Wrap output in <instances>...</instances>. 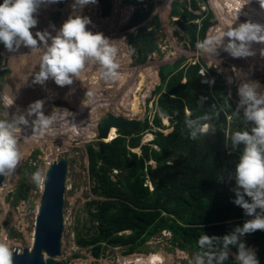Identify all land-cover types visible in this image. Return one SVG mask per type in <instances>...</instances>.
Returning <instances> with one entry per match:
<instances>
[{"label":"rangeland","instance_id":"rangeland-1","mask_svg":"<svg viewBox=\"0 0 264 264\" xmlns=\"http://www.w3.org/2000/svg\"><path fill=\"white\" fill-rule=\"evenodd\" d=\"M173 1L174 0H157L153 14H157L160 17L159 28H157V24L152 17L147 18L141 23V25H144L145 23L150 22L147 24L149 25V29H156V32L152 37V42L155 45L152 51L147 54L143 45L138 44V47L134 48L129 40H127L128 34L134 32L138 28V26L129 27L131 17L136 9L135 5H132L134 10L131 9V15L125 22L123 19L127 4L124 5V3H122L125 7L122 6L117 8L119 14H112L114 6L113 0H111L112 7L107 14L103 11L104 4L100 3L99 0H97L96 4L83 6L86 7V9H84L85 12L83 17H87L91 20V23L87 25L86 28L93 34L92 24H97L106 33L118 35L125 41V51L121 59L125 58L127 61L126 65L128 66L121 67L123 69L119 70L120 72H123L122 77H126L131 71H133L132 77H138L140 72L146 68V66L155 67L159 74V69L162 65L165 66L171 63H176L179 60H181V64H189L191 62L202 60L206 67L212 66L225 73V90L229 97H231L236 104L242 106L245 111H247L252 102L242 103L244 99L240 93L242 83L249 82L253 79L254 83H260V88L256 90L255 94L257 99L264 98V43L255 41L250 42L248 50L252 54L250 56L242 57H234L232 53L227 50L230 38L226 35L219 43L211 46L214 48V51L197 47L198 43H204L207 39L212 37L210 34L211 32L218 35L221 25L223 26V32L226 33L229 30L237 29L244 23H250V18L247 20L248 14L246 13L252 14L254 19L258 20L254 21L252 24L262 23L261 26L264 27V8H261L258 1L195 0L199 7L198 9H193L190 6L192 0H179L183 3L185 2L184 4L188 7L187 9L193 11V13L197 15L192 21L197 25L195 31L196 41L194 45L189 40L191 35L189 32L190 30H187V28L183 29V27L177 23L179 17L171 14ZM213 1L215 2L216 9L213 6ZM65 3L74 4L75 0H60L59 3L51 4L53 5V11H60L61 8H64ZM238 3L241 4V7L239 8ZM253 3L254 5L252 6ZM248 4H251V6ZM90 9H92V11ZM94 12H96L97 15L94 14ZM120 12L123 14L120 15ZM210 12L211 14H209ZM252 15L249 16L252 17ZM44 16L47 17L46 15L42 16V14L34 15V18L37 19L38 23L36 27L31 29L34 38H37L38 40L36 48L39 53L34 54L32 51L28 53L31 47L25 46L24 44H21L19 48L14 44L13 50L9 51L4 43L0 46L1 65L3 64L4 59L9 57V64L12 69V73L9 77L4 76L0 72V121L6 120L5 123L14 125V136L17 139V149L20 154V159L18 160L17 165L13 169H8V173L5 176L3 183L0 185V244L6 245L10 252L16 247L19 250H22L24 247L30 245L35 230L37 209L42 191L41 184L48 163L61 156H65L69 160V167L66 174V191L64 195L62 253L58 257L61 264H136L138 258V256H135L136 254L146 256L158 252V254L163 257V264H199L200 260H202L201 254L191 249L183 250L173 246L169 241L171 235H168L169 232L167 231H162L146 241L143 252L141 253L125 254L122 246L112 247L103 243L104 254L101 256H95L92 253L91 246H81L77 242L78 237L93 235L97 225L95 222L91 221L88 211L90 205L88 203L92 199L102 197L95 194L93 191L96 183L89 174V161L86 146L91 143V145L99 149V144L97 142L103 138L98 140V138L94 136L78 139L72 138L73 134L67 135V132H62V128L60 129L61 125L57 124L68 123L69 121V116L63 112L65 110L64 106H68L72 111L74 108L79 109V113H82V110L91 108L94 104L96 105L97 103H100V100H97L102 98L104 105L96 106L94 108L95 112L107 110L117 116L124 117L121 113L123 112L125 115L129 116L128 119H133L135 123L137 122V127H140L142 120L144 123L149 122L150 126L148 125L146 129L143 128L142 131L137 132L141 137V144L144 142H148L147 144L151 143L150 139L154 137L155 131L167 133L172 128L170 127L169 120L166 119L165 116L160 117L163 125L162 128L156 126L153 127L152 125V119L154 118L155 113V101L158 97V92H156L157 90L155 91V88L160 85V79L147 87L146 83L148 81L151 82L153 79H151V77L145 78V83L142 86L138 85L139 87L137 86V89H134V91L139 94L138 101L140 113L137 116L139 117L138 119H134L135 110L129 109L128 107L130 102L125 103L124 107H122L121 105L124 101L120 98L118 101L119 104L117 103L116 97L121 91L118 89V81H120V79L113 80L111 78H103L102 73L106 72L107 69L104 66L101 67L100 65L102 64H98L96 67H91L92 69L89 70L88 74L90 77L96 78L89 79V83L79 85L76 89H80L79 91L81 93L78 94L75 93V90L69 92L71 91L70 89H72L71 84L59 86L51 76L47 81L50 83L54 82V86L59 93L51 94V90L47 93L41 89V84L37 85V88L36 85L31 87L29 84H26V88L25 86L20 85L19 80L21 77L28 78L31 75L35 77L39 73L40 69L38 68H40L41 63L39 59H41L46 53L47 47L51 45L52 39L59 34L60 29L64 24L65 17H62L60 22L56 23L54 27H51V29L48 30V25H53V23L48 22L47 18L45 19ZM205 17L209 18L208 27L212 26L213 28L208 32L207 27L204 32L201 33V30L199 29L202 26L201 21ZM99 18H108V20L105 19L98 22L97 20ZM68 19H66V21ZM42 31L44 33H42ZM37 32L45 34V42L39 41L38 37H36ZM236 43L239 44L240 42L236 41ZM24 47H28L27 51H25ZM26 55L34 61L28 62V58H25ZM114 63L123 64L121 60L119 62L114 61ZM34 64L38 65L36 66V70ZM129 67L131 68L128 69ZM134 67L140 68L132 70ZM115 71L117 72L116 69ZM204 71L205 67H203V72ZM106 86H111V88ZM102 89H105V91ZM150 89H153L152 96L150 94L147 97H150L151 99L146 98L145 100L144 96H146V90ZM41 91H43L44 97L46 98H40L39 95L38 101L43 102L41 111L46 118L52 119L51 124H55L54 126L56 127V130L54 133H49L48 129H43L42 126L37 125V114H30L29 112L30 106L34 102L28 101L18 103L10 95L19 96V94H23L24 97H28V95L30 96V93L36 94ZM89 93H92V95H89ZM81 94L85 95V97H81ZM100 94L104 95L100 97ZM5 96L10 98L12 101L11 104L5 102ZM154 99L155 101L152 102ZM115 103H117V106L119 107H117ZM121 107L122 109H120ZM259 107L264 108V104H261ZM117 108H119V110ZM186 111L189 113V110ZM85 112L86 117L83 118L88 121L91 118L89 114L93 111L92 109H89ZM21 113L27 121V124L31 127L29 132H26V129H24L18 122H14ZM96 114L98 113H95L93 117ZM73 116L72 118H75ZM91 129L94 130V127ZM116 135L117 131L109 140L113 139ZM228 136L229 134L227 132V138ZM109 140L103 139L101 141L107 142ZM130 150L133 152L139 151L138 147L130 148ZM101 151H103V149ZM102 155L101 161L105 162L106 156L104 154ZM36 172H39L41 177L40 180L34 179V173ZM111 175L114 177L113 173H111ZM20 187H22L26 194V198L24 199L20 196ZM244 245L245 248L252 253L257 250L251 242H246ZM228 252L237 260L236 257L238 250H229ZM208 258L209 256H207V259ZM212 262L213 264H220L219 261H215L214 257Z\"/></svg>","mask_w":264,"mask_h":264},{"label":"trees","instance_id":"trees-1","mask_svg":"<svg viewBox=\"0 0 264 264\" xmlns=\"http://www.w3.org/2000/svg\"><path fill=\"white\" fill-rule=\"evenodd\" d=\"M99 2L104 4L103 11L107 14L112 7L111 0ZM122 2L136 6L129 27L138 28L128 34L127 40L134 48L143 45L147 54L155 45L152 37L156 29H149L150 22L141 23L152 17L159 28L160 17L153 14L155 0ZM184 3L174 0L171 14L179 17L177 23L183 29L190 30L189 40L194 45L197 25L192 21L197 15ZM190 6L199 7L195 0ZM213 6L216 9L214 1ZM208 19L205 17L201 21V33L208 27ZM212 28L208 27L207 31ZM220 32H223L222 25ZM210 34L216 36V33ZM203 67L204 72L201 71ZM159 76L161 82L155 90L158 98L153 123L162 128L161 113L168 117L172 130L155 131L149 144H141L136 131L118 130L111 141L97 142L99 149L91 143L86 146L89 174L96 183L93 191L102 198L88 203L91 221L97 224L94 234L78 237L77 242L81 246H91L95 256L104 254L103 243L122 246L125 254L141 253L146 241L165 230L170 233L169 241L173 246L199 252L204 264H208L207 256L219 261V254L225 250L228 256L222 264H240L228 251H237L239 243L246 242L254 244L256 259L264 264V230L244 235L236 233L237 228L256 217L248 215L235 203L237 191L243 192L236 175L246 145L235 143L233 136L236 132L253 134L257 127L255 121L248 120L245 109L229 97L225 90V73L212 66L206 67L202 60L189 64H181L179 60L162 65ZM207 118L218 123L219 140L203 148L199 144V129L206 124ZM143 126L142 120L140 127L134 129L141 130ZM228 127L227 138L225 130ZM107 147L110 150L106 161L102 162L101 150ZM129 147H139L141 153ZM148 179L152 189L145 184ZM19 193L21 198H26L22 187ZM244 199L252 202L246 195ZM256 215H264V210L257 208ZM234 233L238 235L237 244L225 249L223 238ZM202 236L214 239L210 245H201Z\"/></svg>","mask_w":264,"mask_h":264},{"label":"clouds","instance_id":"clouds-1","mask_svg":"<svg viewBox=\"0 0 264 264\" xmlns=\"http://www.w3.org/2000/svg\"><path fill=\"white\" fill-rule=\"evenodd\" d=\"M43 2L44 0H3V3L0 4V41L4 43L8 50H13L14 44L17 48L21 44H24L33 50L36 49L38 40L34 38L31 29L36 27L38 21L34 18L33 14L37 11L38 5ZM47 2L53 4L59 3L60 0H47ZM96 3L97 0H75L72 7L75 9L77 6L83 7ZM258 3L261 8H264V0H258ZM239 7H241L240 3H238ZM90 23L91 20L89 18L76 16L69 18L63 24L59 34L52 39L51 45L47 47L46 53L41 57L40 71L35 76L34 82L43 84L51 76L59 86L72 84V76H79L85 67L86 60L89 59L99 61L107 69L106 72L102 73L103 78L118 79V74L115 71L118 65L114 63L117 49L110 46L108 40L102 34H93L88 31L86 26ZM225 35L231 41L227 45V50L234 57L251 55L252 53L248 50L250 42L264 43V27L258 24L244 23L237 29L229 30L226 33L220 32L218 35L207 39L204 43H198L197 47L214 51V48L211 46L219 43ZM36 37H38L39 41L45 42V34L37 32ZM236 41L240 43L237 44ZM201 71L203 72V69ZM240 93L244 98L242 103L252 102L245 112V116L248 120L255 121L257 125L251 135L248 132H236L233 136L235 143L243 142L246 145L237 166L236 175L237 183L243 189V192L237 191L235 203L242 206L248 215H255L256 217L246 222L242 228L236 229V233L244 235L253 233L256 230H264V215H256L257 208L264 210V108L259 107L261 104H264V98L257 99L253 89L247 85L241 88ZM89 95H92V93H89ZM4 100L7 104L12 103L8 96H5ZM154 101L155 99L152 102ZM156 104L157 100L155 101V113L157 112ZM42 107L43 102L36 101L30 106L29 112L30 114H37V125L42 126L43 129H47L52 123V119L46 118L43 115L41 111ZM159 114L160 117L164 116L161 113ZM153 119L152 125L154 127ZM20 122L27 123L23 117L20 118ZM147 123L149 124V122ZM147 123H144V129L147 128ZM14 131V125L0 121V173L5 168H15L20 159ZM199 131L208 132L209 125H203ZM193 136H195V133H193ZM152 139L150 140L152 141ZM147 143L144 142L143 144ZM138 149L139 151L136 152L140 154V148L138 147ZM151 162L155 165L153 161ZM34 179H41L39 172L34 173ZM145 184H148L152 189L149 179L146 180ZM245 195L251 198V203L244 199ZM212 239L214 238L202 236L199 243L201 245H210ZM223 241L224 248L227 249L228 245L237 244L238 235L234 233L231 236H225ZM227 256L226 250L221 252L218 257L219 262L222 264L227 259ZM236 258L240 264H259L255 254L247 250L243 243H239L238 245ZM212 260L213 256H209L208 264H212ZM157 261L163 264V260L158 254L149 255L148 264H157ZM0 264H12V254L4 244H0ZM199 264H204L203 260H200Z\"/></svg>","mask_w":264,"mask_h":264},{"label":"water","instance_id":"water-1","mask_svg":"<svg viewBox=\"0 0 264 264\" xmlns=\"http://www.w3.org/2000/svg\"><path fill=\"white\" fill-rule=\"evenodd\" d=\"M47 21L56 24L61 21L62 13L59 10L51 11L47 15ZM4 74L9 77L11 69L8 65L7 59L2 65ZM16 102H28L27 98H33L28 95L24 97L23 94L15 96L10 94ZM45 98L44 94L40 95ZM46 99V98H45ZM101 123V127H99ZM206 123L209 125V131L199 133V144L203 148H207L209 143L216 144L218 137V123L212 118H207ZM98 140L99 136L104 137L108 134V128L111 125L118 130L125 131L134 129V122L129 119H124L121 116L109 114L107 118L100 119L97 124ZM97 130V131H98ZM103 140V139H100ZM110 147L101 151L107 157ZM103 152V153H102ZM103 156V155H102ZM69 167V160L65 156L54 159L48 164L43 177V188L41 191L36 221L35 230L33 234V243L31 246L24 247L19 250L17 247L11 251L12 264H61L58 257L62 253V236L64 230V195L66 191V174ZM8 173V168L0 173V185L3 183L5 176Z\"/></svg>","mask_w":264,"mask_h":264},{"label":"bare ground","instance_id":"bare-ground-1","mask_svg":"<svg viewBox=\"0 0 264 264\" xmlns=\"http://www.w3.org/2000/svg\"><path fill=\"white\" fill-rule=\"evenodd\" d=\"M251 1V0H250ZM258 1V0H257ZM242 2V1H241ZM255 2V1H254ZM227 3V2H226ZM250 3H252V2H250ZM218 4V3H217ZM124 5H125V3H124ZM122 3H120V1H116V3L114 2V6H113V11H112V14H119L118 13V7H125ZM249 5V4H248ZM254 5V3L252 4V6ZM52 6L53 5H51L50 3H48L47 2V0H44V2L43 3H41V4H39L38 5V7H37V11L33 14V15H41L42 14V16L43 15H48V13L49 12H51V11H53V9H52ZM73 6V3L72 4H66L65 3V6H64V8L62 9L61 8V13H62V17H65L64 18V23L66 22V19H68V18H74V17H76V16H83L84 15V9H86V7H82V8H73L72 7ZM85 6H87V5H85ZM249 6H251V4L249 5ZM128 7V8H127ZM127 7H125L126 8V11L124 12L125 14H124V19H123V21L125 22V21H127L128 19H129V17H130V15H131V9H133L132 8V5H127ZM256 8V7H255ZM241 9V8H240ZM91 11H92V9H90ZM134 10V9H133ZM243 10V9H242ZM250 10V9H249ZM88 12V11H87ZM94 14H96V12H94ZM123 13L122 12H120V15H122ZM245 14V13H244ZM246 14H248V18H247V20H249V18H250V23H253L254 21H258V20H255L254 19V17H253V15L252 14H249V13H246ZM88 15V14H87ZM97 15V14H96ZM225 15V14H224ZM229 15V14H228ZM249 15H252V17H250ZM230 16V15H229ZM94 17L96 18V16L94 15ZM238 17V16H237ZM44 18L46 19V17L44 16ZM226 18V17H225ZM224 18V19H225ZM105 19H107L108 20V18H105ZM104 18H99L97 21L98 22H100V21H103V20H105ZM120 20H121V18H120ZM241 20V19H240ZM115 21V20H114ZM112 24V23H111ZM258 25H261L262 23H257ZM54 25L55 24H53V25H48V30L49 29H51V27H54ZM264 25V24H263ZM87 27V26H86ZM115 27V26H114ZM117 27V26H116ZM239 28V27H238ZM92 29H93V32H94V34H97V33H99V34H102L107 40H108V42H109V45L110 46H113V47H115L116 49H117V51H116V55H115V57H114V61H116V62H119L120 60L123 62V64L121 65V64H117L118 65V67L116 68V70H117V74H118V79H120V81H118V83H119V87H118V89H120L121 91H120V93L117 95V97H116V101H117V103H118V101L120 100V98L121 99H123V104L121 105L122 107H124V105H125V103H127V102H130L129 104H128V107H129V109H132V110H135V116H134V119H138L139 117H137L138 116V114L140 113L139 112V101H138V97H139V94H137L135 91H134V89H137V86L138 85H140V86H142L144 83H145V81H146V79L145 78H148V77H151V79H153L151 82L150 81H148L147 83H146V85H147V87L150 85V84H154L155 82H156V80H158L159 81V74H158V70H156V68L155 67H148V66H146V68H144L141 72H140V74H139V76L137 77V76H134V77H132V75H133V71H131V72H129L128 74H127V76L126 77H122L123 76V72H120L119 70L120 69H123V68H121V67H124V66H128V65H126L127 64V61L125 60V58L124 59H121V57L124 55V51H125V41L122 39V38H120L118 35H114V34H109V33H106L105 31H103L101 28H100V26L99 25H94V24H92ZM225 29V28H224ZM227 29V28H226ZM99 31H101V32H99ZM226 31V30H225ZM44 33V32H43ZM229 38V37H228ZM228 38H226V39H228ZM227 42V41H226ZM225 42V43H226ZM229 42H231V41H229ZM228 42V43H229ZM224 43V44H225ZM260 43V42H259ZM223 44V43H222ZM27 48L28 47H24V49H25V51H27ZM27 53V52H26ZM250 56V55H249ZM118 58V59H117ZM248 60V59H247ZM98 64H101L99 61H97L96 60V62H95V60L94 59H89V60H86V62H85V67H84V69L81 71V73H80V75L79 76H72V80H73V83L71 84V86H72V89H70L71 91H69V92H72V91H74L75 90V93L76 94H78V93H81L79 90L80 89H76V88H78V86L79 85H81V84H83V83H89V79H92V78H96V77H90L89 76V74H88V72H89V70L90 69H92L91 67H96V66H98ZM94 65V66H93ZM101 67H103V65H100ZM131 67H129L128 69H130ZM140 67H134V68H132V70H137V69H139ZM155 68V69H154ZM146 70V71H145ZM155 70V71H154ZM143 74H144V76H143ZM239 74V73H238ZM254 80V79H253ZM253 80H250L249 82H245V83H242V88L245 86V85H247V86H249V87H251L252 89H253V91L254 92H256V90L257 89H259L260 88V83H254L253 82ZM76 85H75V84ZM77 83H79V84H77ZM93 83V82H92ZM139 83V84H138ZM42 85V88L41 89H43L44 91H46L47 93H49L48 91H50V93L52 94V93H54V94H56V93H59V91L55 88V86H54V82H48L47 80L43 83V84H41ZM106 87H110L111 88V86H106ZM114 87V86H113ZM139 87V86H138ZM157 88V87H156ZM156 88H155V90H156ZM106 89V88H105ZM105 89H102L103 91H105ZM153 90V89H152ZM152 90L150 89V90H146V96H144V99L146 100V98L147 99H151L150 97H147V96H149L150 94H151V96H152ZM239 90V89H238ZM101 96L100 97H102L104 94H100ZM81 97H85V95H83V94H81ZM65 99V98H64ZM100 100V103H97L96 105L94 104L91 108H86V109H84V110H82L83 112L82 113H79V109H73V111L71 110V109H69V107L68 106H64V113H66L68 116H69V121H68V123H61V124H57V125H61L60 126V129L62 128V132H64V133H68L67 135H71V134H73V137L72 138H78V139H84V138H87V137H94V136H98V133H99V130L97 131V133H96V128H97V124H98V122H99V120L100 119H105V118H107V116L109 115V114H112V115H115L114 113H112V112H109V111H107V110H101V111H98V112H95V110H94V108L96 107V106H98V105H104L103 104V101H102V98H99L97 101H99ZM96 101V102H97ZM117 103H115V105L117 106ZM119 104V103H118ZM74 106H75V103H74ZM86 107V106H85ZM117 107H119V106H117ZM122 107L120 108V109H122ZM89 109H92V113H90L89 114V116H91V118L88 120V121H86V119H84L85 117H86V112L85 111H87V110H89ZM118 110H119V108H117ZM141 110V109H140ZM14 113V112H13ZM76 113V114H75ZM95 113H98V114H96L94 117H93V115L95 114ZM122 113V116H124V117H126L127 119H128V115H125L123 112H121ZM73 115H76V116H73ZM72 116L73 117H75V118H72ZM117 116V115H116ZM21 117H23L24 118V116H23V114L21 113V115L19 116V117H17L15 120H14V122H18L24 129H26L25 131L26 132H29L31 129V127H30V125L29 124H27V123H21L20 122V118ZM84 117V118H83ZM124 117H122V118H124ZM126 118H124V119H126ZM24 120H25V118H24ZM75 120V121H74ZM129 120H131V119H129ZM132 121L134 122V128L135 127H137V122L135 123V121L132 119ZM3 122H6V120H4ZM101 123L102 122H100V126L99 127H101ZM207 124V123H206ZM55 124H50L49 126H48V131H49V133L51 132H53L54 133V131L56 130V127L54 126ZM205 125V124H204ZM208 125V124H207ZM138 126H139V124H138ZM94 127V130H92L91 128H93ZM59 129V130H60ZM88 129V130H87ZM115 129H116V127L114 126V125H111L109 128H108V134L106 135V136H104V137H101V136H99V138H103L104 140H109L110 138H112L114 135H115ZM86 130V131H85ZM48 163V162H47ZM49 164V163H48ZM9 181V180H8ZM43 188V184H41V189ZM32 243H33V240H31V243H30V245L29 246H31L32 245ZM159 253V252H158ZM158 253H151V254H158ZM151 254H148V255H146V256H142V255H140V254H136L135 256H138V258H137V263L136 264H148V257H149V255H151ZM158 256L159 257H161L162 258V260H163V257H162V255H160V254H158ZM133 262V261H132ZM134 263V262H133ZM158 263H160V261H157V264Z\"/></svg>","mask_w":264,"mask_h":264},{"label":"flooded vegetation","instance_id":"flooded-vegetation-1","mask_svg":"<svg viewBox=\"0 0 264 264\" xmlns=\"http://www.w3.org/2000/svg\"><path fill=\"white\" fill-rule=\"evenodd\" d=\"M42 33H43V31H42ZM8 50V49H7ZM9 51V50H8ZM32 51V53H39V51L37 50V48L35 49V50H33L32 48H30L29 49V51H28V53L29 52H31ZM26 59H27V61L28 62H30V61H34L33 59H31L30 57H28L27 55H26V57H25ZM39 58V57H38ZM7 59V62H8V65H9V67H10V64H9V57H7V58H5L4 59V61H3V63L5 62V60ZM39 61H41V59H39ZM39 63V62H38ZM3 65V64H2ZM2 65H0V72L4 75V76H6L5 74H4V72H3V70H2ZM34 68H35V70L37 69V67L36 66H38V65H35L34 64ZM28 68H30V67H28ZM10 69H11V67H10ZM38 69H40V68H38ZM12 70V69H11ZM40 71V70H39ZM11 73H12V71H11ZM11 73H10V75H11ZM22 74V73H21ZM20 74V75H21ZM33 79H32V78ZM35 81V77H33L32 75L30 76V77H28V78H26V77H21V79L19 80V84L20 85H23V86H25V88H26V84H29V86H35L36 85V88H37V85H39L40 83H36V82H34ZM36 93V92H35ZM43 94V91H41V92H39V93H36V94H33V93H30V96L33 98V100L31 99V98H27V100H29V101H32V102H36V101H38L39 100V95H42ZM41 98V97H40ZM68 134V133H67Z\"/></svg>","mask_w":264,"mask_h":264},{"label":"crops","instance_id":"crops-1","mask_svg":"<svg viewBox=\"0 0 264 264\" xmlns=\"http://www.w3.org/2000/svg\"><path fill=\"white\" fill-rule=\"evenodd\" d=\"M116 1H119V0H113V3H114V2L116 3ZM156 2H157V0H155V4H156ZM120 3H124V2H122V0H120ZM125 4L129 5L128 3H125ZM76 8H82V7L77 6Z\"/></svg>","mask_w":264,"mask_h":264},{"label":"built area","instance_id":"built-area-1","mask_svg":"<svg viewBox=\"0 0 264 264\" xmlns=\"http://www.w3.org/2000/svg\"><path fill=\"white\" fill-rule=\"evenodd\" d=\"M226 131V133L228 132V128L225 130Z\"/></svg>","mask_w":264,"mask_h":264}]
</instances>
